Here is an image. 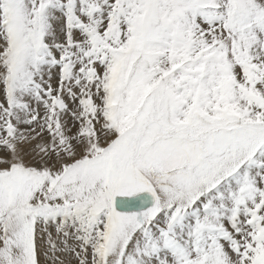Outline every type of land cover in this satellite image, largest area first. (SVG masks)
<instances>
[{"label": "bare ground", "instance_id": "bare-ground-1", "mask_svg": "<svg viewBox=\"0 0 264 264\" xmlns=\"http://www.w3.org/2000/svg\"><path fill=\"white\" fill-rule=\"evenodd\" d=\"M220 2L236 11L205 35V3ZM252 21L264 23V0H0V264H143L230 227L246 242L232 264L264 263V36ZM49 43L64 68L22 115L37 55L56 58ZM198 184L200 202L179 214ZM143 189L152 207L115 211L116 194Z\"/></svg>", "mask_w": 264, "mask_h": 264}, {"label": "rangeland", "instance_id": "rangeland-1", "mask_svg": "<svg viewBox=\"0 0 264 264\" xmlns=\"http://www.w3.org/2000/svg\"><path fill=\"white\" fill-rule=\"evenodd\" d=\"M214 8H215V10H214ZM197 9L202 10L203 8L202 7L200 8L199 5H197ZM218 9H220V10H218ZM103 10L106 11L105 9H103ZM205 11L206 12H212L214 14V18L213 19L212 18L209 19L211 21V23H212L210 30H206L205 29V31H206L205 35L207 33L209 35V34H211V29H215L217 31V27H220V25H221L222 17L218 18L217 15H221V14L222 15L223 14H226L227 16L232 15L236 11V6L234 4H229L228 2H220V3H217V4H212L210 6L209 5L206 6V3H205ZM103 21H105V25H107L108 19L106 20L105 18H103L101 20L100 24L101 23L104 24ZM250 26H252L254 32H256L258 34L261 33L264 36V23L263 24H256V22H253L252 21L250 23ZM63 28L65 29L64 23L61 26V31L62 32H64V29ZM63 36H64V33H63V35L61 37L59 36L58 38L61 39ZM63 39L66 40L64 37H63ZM48 45H50L51 51L52 50L54 51L53 54H54V57H56V58H55L54 62H51V57H50L51 54H49L47 51H45V52L43 51L41 53V55H37V58L36 59H37L38 63L41 64V66L40 65L37 66L36 70H34V76H33L34 78H33V81H30L29 85L24 89V93H25L24 96H25L26 102H23L22 105H21V107L19 108L20 109V112L23 113L22 115H25L26 116V114H25V107H26L28 101L32 99V97H33V99H35V101H38V102L39 101L42 102V101L45 100V98H46L45 96L47 94L46 91H45V86L47 84L46 82L48 81V76H50L48 74L49 73L52 74V72H55L54 73V77H55L54 78L55 79L54 82L55 83L58 82L59 74L61 75V71L60 70L62 69L63 65H62L61 62H59L57 60V58L59 56L60 49L57 48V49L54 50L51 47V44L50 43ZM59 48H61V47H59ZM87 59L86 58L84 59V57H82L80 59L79 65H80L81 72H83V74H86L84 71L86 69V64H88L87 63ZM95 61L97 62L96 63L97 66H98V64L100 65L101 61H100L99 58H96ZM42 63H43V65H42ZM54 68H56V69H54ZM177 71L184 72V70L181 69V68H177V70L175 72H177ZM160 73H161V70L155 71L153 73V79L155 81L162 82L163 79L165 78L164 76H161L160 77ZM187 73L189 75H192L193 74V72H189V71ZM195 75L197 76V79H199V77L203 76V74H201V76H200L199 73H196ZM97 80H99V78ZM38 105H39V107L44 106L42 104H38ZM42 111L43 112L45 111V107L41 110V112ZM65 113H66V109H65ZM165 116H166L167 123H168V118H167L168 117V110H167V108L165 109ZM199 126H201L203 128H206V123L200 120V125ZM136 128L137 127L134 126L132 128L133 129L132 132H135L136 131ZM262 137H264V132L261 133V138ZM0 145H2V144L0 143ZM224 169H226L225 166H224ZM116 171H118V169ZM214 172H217V171H214ZM213 181H214V179L211 177V179L205 181V183H209V182L212 183ZM200 182H203L204 183L203 180H201ZM151 185L153 186L154 190L156 191V190H158L159 187H161L163 185V182H159V183H153V182H151ZM113 186H115V184L110 186V188H113V189H110L109 188V190H108V193H109L110 196H111L110 193H112L115 190H117V188H120V187L114 188ZM200 186L201 185L198 184L195 189H192V191H189L192 196H190L189 203L187 204L188 206L186 205V207L185 206L184 207H180V205L182 204L183 200L181 202L180 201L179 202L176 201L175 205H179V208L177 209V212L179 214H181L185 210H188L189 208H191L192 211L194 210V208H193L194 205L197 204V203H199L200 202V199H201V194L202 193H200V191H199ZM131 187H133V186H131ZM131 187H123V188L124 189H128V188L129 189H132ZM181 196L184 197L185 194L184 195H181ZM111 197H110V201H111ZM26 207H27V210L28 211H31L34 215L41 214L44 211L43 210L44 209V206L43 205H40L37 208V207H35L33 205L27 204ZM10 209H12V207H10ZM161 210H163V209L158 208V209L154 210L152 212V215L148 216V217H150L149 220L151 221V220L157 219L158 218V214L161 212ZM196 210H198V206H197V209ZM114 213L116 215H120V214H117L116 212H114ZM12 215H13V213H11V216ZM112 215H114V214H112ZM114 218L116 220H120V218L122 219V218H127V217H117V216L114 215ZM227 218H228V216H224L223 217V220H227ZM132 220H134V219H132ZM150 221H148V220H146L144 218H141L140 221H139V223L137 224V226H135L133 228L131 234L136 233L141 227L145 226ZM224 224H226V222ZM236 225L238 227L237 229L239 230L238 233L239 234H244L245 233V229H246L245 228L246 225H243L241 223H238ZM253 227H254V225L252 226V228ZM255 228H258V225H257V227L255 226ZM122 231H123V238H124L125 237L124 235L126 234V230H122ZM229 231H230L231 235H230V237L228 239L224 235L221 236V237H219V239H217L218 237H216V240L215 241L214 240L205 239V238H202V239L199 238V239L195 240L194 243L191 242V245H188L189 247L187 246L185 249L182 250V252L181 251H179L177 253L166 252L164 254H160V253L154 254V253H149V252L148 253H145V254L142 253V255H143L142 257H144V259H145L144 262H143V264H146V263L147 264H203V263L204 264H232L235 256L237 255L239 257V254L240 255L242 254V252L244 250V247H246V242H242V244L240 243L239 248H237L236 246L239 243L236 242V240L233 238L234 234L236 233V230H234L233 227H230L229 228ZM171 238H173V237H171ZM235 252H236V255L233 256V253H235ZM238 259H239V261H241V258H238ZM241 262L243 264V261H241ZM259 264H264V263L262 262V263H259Z\"/></svg>", "mask_w": 264, "mask_h": 264}, {"label": "water", "instance_id": "water-1", "mask_svg": "<svg viewBox=\"0 0 264 264\" xmlns=\"http://www.w3.org/2000/svg\"><path fill=\"white\" fill-rule=\"evenodd\" d=\"M155 202V194L149 189H143L136 193L116 194L114 209L119 213H139L152 207Z\"/></svg>", "mask_w": 264, "mask_h": 264}]
</instances>
